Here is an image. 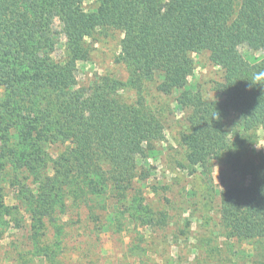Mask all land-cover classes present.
I'll list each match as a JSON object with an SVG mask.
<instances>
[{
    "label": "trees",
    "instance_id": "16d2710c",
    "mask_svg": "<svg viewBox=\"0 0 264 264\" xmlns=\"http://www.w3.org/2000/svg\"><path fill=\"white\" fill-rule=\"evenodd\" d=\"M94 2L87 13L83 0H0V219L14 209L5 205L6 187L25 203L34 237L70 194L88 204L134 190L146 179L151 143L162 138L160 112L145 106L151 85L174 97L179 168L202 174L206 185L211 160L238 173L218 193L219 224L228 240L250 244L247 264H264V151L252 150L259 130L264 140V0ZM98 29L122 35L117 62L128 78L81 88L76 66ZM194 54L221 69L210 100L188 89ZM59 144L66 152L50 159L47 149ZM22 173L33 176L34 190ZM123 211L151 225L139 200Z\"/></svg>",
    "mask_w": 264,
    "mask_h": 264
},
{
    "label": "rangeland",
    "instance_id": "374dc122",
    "mask_svg": "<svg viewBox=\"0 0 264 264\" xmlns=\"http://www.w3.org/2000/svg\"><path fill=\"white\" fill-rule=\"evenodd\" d=\"M85 12L96 9L94 0H83ZM120 32L98 29L87 39L89 56L76 66L78 87L90 88L101 77L126 81L128 70L117 59L120 54ZM56 55H61L57 47ZM194 69L188 77V89L204 99L214 98L215 84L221 82V69L205 54L193 55ZM146 88V107L159 111L162 138L151 143L142 172L145 180H135L134 190L117 198L112 192L102 198L72 195L65 199V208L45 219L37 236L30 227L25 203L17 197V189H4L5 205L13 207L0 219V264H247L250 244L228 240L218 219V193L240 177L227 165L210 161L206 185L204 176L190 175L179 168L183 152L177 143L180 115L173 111L172 96L166 97ZM3 90L0 89V98ZM123 95V92L120 93ZM124 97L134 102V91ZM252 150L264 151L261 130ZM68 145L47 149L50 159L64 154ZM49 167H51L49 165ZM52 170L44 169V173ZM24 183L32 186L33 176ZM207 180V181H208ZM206 186L211 193L206 195ZM134 199L142 202L152 217L151 225L129 217L122 210ZM118 203L119 210L113 208ZM122 212V213H121ZM34 238V240H33ZM36 245L38 248H36Z\"/></svg>",
    "mask_w": 264,
    "mask_h": 264
},
{
    "label": "clouds",
    "instance_id": "9594fccd",
    "mask_svg": "<svg viewBox=\"0 0 264 264\" xmlns=\"http://www.w3.org/2000/svg\"><path fill=\"white\" fill-rule=\"evenodd\" d=\"M220 117H219V113H217V116H216V119H219Z\"/></svg>",
    "mask_w": 264,
    "mask_h": 264
}]
</instances>
